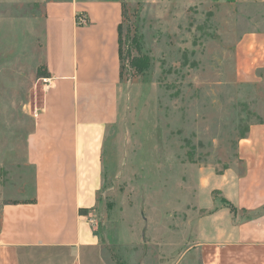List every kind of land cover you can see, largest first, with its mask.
<instances>
[{
  "label": "rangeland",
  "instance_id": "374dc122",
  "mask_svg": "<svg viewBox=\"0 0 264 264\" xmlns=\"http://www.w3.org/2000/svg\"><path fill=\"white\" fill-rule=\"evenodd\" d=\"M231 2L124 4L118 119L88 213L110 264H202L194 248L213 208L201 200L222 203L210 180L239 164V138L264 122V71L253 82L232 74L233 40L264 30V10ZM144 55L149 67L134 68ZM48 77L42 0H0V214L34 195L27 151Z\"/></svg>",
  "mask_w": 264,
  "mask_h": 264
},
{
  "label": "crops",
  "instance_id": "0c3cea01",
  "mask_svg": "<svg viewBox=\"0 0 264 264\" xmlns=\"http://www.w3.org/2000/svg\"><path fill=\"white\" fill-rule=\"evenodd\" d=\"M231 1L264 10V0ZM42 2L49 77L27 151L35 192L1 208L0 264H110L80 209L98 203L107 129L118 119L126 0ZM233 41V77L262 79L264 30L237 33ZM236 150L239 164L210 180L236 211L211 195L201 200L213 208L194 248L202 264H264V122L252 123Z\"/></svg>",
  "mask_w": 264,
  "mask_h": 264
},
{
  "label": "trees",
  "instance_id": "16d2710c",
  "mask_svg": "<svg viewBox=\"0 0 264 264\" xmlns=\"http://www.w3.org/2000/svg\"><path fill=\"white\" fill-rule=\"evenodd\" d=\"M121 33H122V24H120L119 26V42H120V58H121V43H122V39H121ZM134 40L136 43H138V39H137V36L134 37ZM149 63H150V58L146 55L144 56H139V57H132L131 58V65L134 67V68H137L138 70H146L148 67H149ZM48 70V69H47ZM121 73H122V70H121ZM48 76H49V72H48ZM19 201H15V203H18ZM222 202L224 204H227L229 205V207H231L232 211H236V208L234 207V205H232L231 203H229L228 201L226 200H222ZM80 212L82 214H88L90 212V210L88 209H80Z\"/></svg>",
  "mask_w": 264,
  "mask_h": 264
},
{
  "label": "built area",
  "instance_id": "2783aa9c",
  "mask_svg": "<svg viewBox=\"0 0 264 264\" xmlns=\"http://www.w3.org/2000/svg\"><path fill=\"white\" fill-rule=\"evenodd\" d=\"M80 19H81V21H82V22H84V21H85V17H81Z\"/></svg>",
  "mask_w": 264,
  "mask_h": 264
}]
</instances>
